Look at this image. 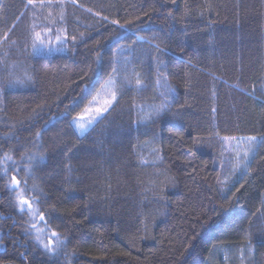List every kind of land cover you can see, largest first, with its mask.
Masks as SVG:
<instances>
[{
    "label": "trees",
    "instance_id": "obj_1",
    "mask_svg": "<svg viewBox=\"0 0 264 264\" xmlns=\"http://www.w3.org/2000/svg\"><path fill=\"white\" fill-rule=\"evenodd\" d=\"M45 27L64 52H34ZM160 73L173 95L144 118ZM110 77L114 106L79 134L69 121ZM225 136L264 140V0H0V264H245L247 247L264 264V143L230 180ZM33 152L54 254L7 188Z\"/></svg>",
    "mask_w": 264,
    "mask_h": 264
},
{
    "label": "snow or ice",
    "instance_id": "obj_2",
    "mask_svg": "<svg viewBox=\"0 0 264 264\" xmlns=\"http://www.w3.org/2000/svg\"><path fill=\"white\" fill-rule=\"evenodd\" d=\"M173 3H175V0H172ZM73 3H75V0H73ZM28 4L32 5L33 0H28ZM43 6V5H41ZM88 11H91L89 9ZM147 15V13H145ZM169 15H171V12H169ZM19 19V17H17ZM61 19H63V15H61ZM105 20L107 17L104 18ZM112 24L114 25H119V27L123 28L124 25H120L118 20H112ZM12 29H9V32H11ZM8 33H5V38L7 37ZM59 39V37H58ZM75 39V38H74ZM143 39V38H140ZM37 40H39V34H36V37L33 40V50L34 52H39L40 48L37 46ZM14 43V42H13ZM39 43L42 45L43 41L40 40ZM158 51H162L159 49V46H157ZM115 55V53L113 54ZM117 69L113 68V72H115ZM99 69L93 70V74L95 75L96 72H98ZM159 76L162 78H158L156 83L158 86L164 87L166 89V92H162L161 95L165 97L164 101L161 102L158 106H155L154 112L159 113L163 111L169 102V98L173 95V89H171L170 86L167 85L166 80L167 77L165 74L160 73ZM163 81V82H162ZM16 84H22V81H17L15 82ZM136 86L142 87L143 86V81L139 78V75L137 74V78L135 80ZM15 84H9L8 87H14ZM103 87H110L111 88V98L106 99L104 101V105L101 107H96L94 109V115H90L87 120H85L82 116L74 117L72 120L69 121V125L73 126L79 134H83L89 127H91L94 123L98 122L99 119L103 118V114L108 112L112 106H114V102L117 100V97L119 95V89L117 87V81L115 78L110 77L108 81L105 82V85ZM87 88V85H86ZM84 90H82L83 92ZM96 98L93 97V101ZM85 111L91 113L93 110L86 108ZM47 131L46 127H42L41 129L37 130L35 133V136L37 139L42 137V134ZM231 141H236L237 146H239L242 142L247 144V148L243 151L242 159L241 153L239 151L236 152V164L234 168H239L241 163H243L245 166L247 165L248 160L250 159L251 156L255 155L256 151L258 150L260 143H264V140H261L258 142V137L256 136H247L238 139L235 136L228 137L225 136L222 138V143L223 142H231ZM22 156L28 161V163L24 166L23 171L25 172V178L24 179H18L17 175L19 171L21 170L19 167L15 169L16 175H13L11 177L10 183L7 185V188L9 191H16L17 193V201H16V207L17 210L21 213L27 212L30 218L33 221H36L38 218V222H33L31 223V231L35 235V241L42 245L43 249L49 253V254H54L57 252L65 243V240L62 239L59 234L55 231L51 232V237L48 238L47 243L44 242V231L45 228L48 227L49 223V215L45 211H41L39 208V199L38 195L41 193L39 192L38 186L33 183L31 188H27V178L31 177L32 170L35 166L41 163H46V156L42 153L39 152H33L31 154L24 153ZM4 162L12 161L13 164L16 162L13 160L12 156L9 154H5L3 157ZM8 169L4 168L3 172L0 173V175H6ZM22 185L24 186L22 188ZM22 189V190H21ZM36 193L33 195H27V193ZM39 222H43L44 227H40ZM29 232V229H25V234L27 235ZM261 246H264V240L260 241ZM21 255H24L21 253Z\"/></svg>",
    "mask_w": 264,
    "mask_h": 264
},
{
    "label": "rangeland",
    "instance_id": "obj_3",
    "mask_svg": "<svg viewBox=\"0 0 264 264\" xmlns=\"http://www.w3.org/2000/svg\"><path fill=\"white\" fill-rule=\"evenodd\" d=\"M46 27H47V25H46ZM51 29L52 28H46V29H44L45 31H43V32L36 31V34H39V40H37V46L40 48V51L37 52V53L55 54V53H58V52H64L63 51L64 40L59 35L57 36V34L54 33V30H51ZM58 37H59V39H58ZM40 40L43 41L42 45L39 43ZM94 97L96 99L94 101L92 99L90 101V103L86 106L87 108L92 109L93 111L91 113H89V112L84 110L83 113L79 115V116H82L85 120H87L90 115H94V109L96 107L103 106L104 105V101L106 99H110L111 98V88L110 87L101 88L95 94ZM154 108H155L154 106H151L149 108L141 107L140 108V112H141L142 116L145 118V117L150 116V114L152 112H154L153 111ZM89 128L87 129V131L89 130ZM221 146H222L221 151H222V157H223V163H224V167L223 168L226 171L225 172L226 177H229L230 180H232L233 175H236V174H238V173H240V172H242L244 170L245 165L243 163H241L239 168H234V166L236 164V159H237L236 152L239 151L241 153V157L240 158L242 159L243 151L247 148V144L242 142L239 146H237L236 141L223 142L222 143V139H221ZM148 153H152V152L149 151ZM149 159L150 158H149V155H148L146 157V160L149 161ZM28 220L30 222V227H31V223L38 222V218H37L36 221H33L30 218L29 215H28ZM39 225H40V227H44V225H42V222H39ZM49 237H51V233L48 232V230L45 228V231H44V242L45 243H47V240H48ZM40 246L43 249L42 245H40ZM238 253H239L238 257L242 261H245V264H249V262H251V260H252V258H251V256H252L251 247H247L245 249L241 248L238 251Z\"/></svg>",
    "mask_w": 264,
    "mask_h": 264
}]
</instances>
